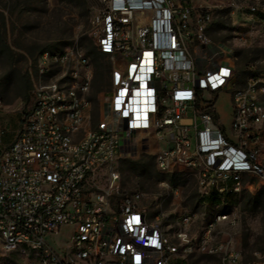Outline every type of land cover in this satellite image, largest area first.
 <instances>
[{
  "label": "built area",
  "instance_id": "1",
  "mask_svg": "<svg viewBox=\"0 0 264 264\" xmlns=\"http://www.w3.org/2000/svg\"><path fill=\"white\" fill-rule=\"evenodd\" d=\"M89 36L111 64L110 89L92 98L96 69L78 44L39 57L32 105L12 139L0 98V258L25 264H178L197 247L246 263L218 215L199 238L197 214L152 216L141 194L121 195L120 160L155 159L161 174L190 173L201 199L222 204L264 185V78L234 47L207 36L209 6L193 0H97ZM262 13V14H261ZM241 15L264 13L248 6ZM230 100V122L217 103ZM217 116V118H216ZM107 176L101 183L102 172ZM171 192L179 188L163 182Z\"/></svg>",
  "mask_w": 264,
  "mask_h": 264
},
{
  "label": "rangeland",
  "instance_id": "2",
  "mask_svg": "<svg viewBox=\"0 0 264 264\" xmlns=\"http://www.w3.org/2000/svg\"><path fill=\"white\" fill-rule=\"evenodd\" d=\"M198 5L209 6L212 20L207 36L236 49L239 56L238 72L242 82L247 67L255 66V74L264 78V27L259 19L243 17L242 10L257 6L264 13V0H193ZM97 0H0V98L6 105L2 118L12 139L21 127L32 105L33 82L39 78V57L44 52H59L76 44L91 57L96 69L92 98L110 89L111 64L106 58L89 54L94 50L89 36L90 22L97 8ZM262 14V13H261ZM98 63H102L100 68ZM107 66V68H106ZM220 120L230 122V100L222 95L217 103ZM138 162V163H133ZM121 181V196L141 194L142 205L152 216L163 214L173 221L181 212L197 214L192 235L199 238L207 225L218 215L229 214L235 223L218 224V240L236 237L244 252L246 263H264V185L255 181L252 192L243 191L230 199V206L222 204L216 195L200 202L197 179L183 173L173 182L162 178L155 159L143 155L135 160L125 159L114 164ZM107 172L101 174L104 179ZM170 182L179 188L177 194L163 185ZM178 264H223L219 257L208 255L197 247L188 260H174ZM0 264H25L23 258L10 254L0 258Z\"/></svg>",
  "mask_w": 264,
  "mask_h": 264
},
{
  "label": "trees",
  "instance_id": "3",
  "mask_svg": "<svg viewBox=\"0 0 264 264\" xmlns=\"http://www.w3.org/2000/svg\"><path fill=\"white\" fill-rule=\"evenodd\" d=\"M93 47H94V45H93ZM89 54H96V56H97V58H101L100 57V55H99V53H97V51H96V49H95V47H94V50L93 51H91ZM104 58V57H103ZM98 66L100 67V68H102L103 67V64L102 63H98ZM106 68H107V66H106ZM216 118H217V116H216ZM133 163H138V162H133ZM159 173V172H158ZM179 175H181V174H161V173H159V176H161L162 178H170L171 180H173V182H175L176 180H177V177L179 176ZM171 182V181H170ZM170 182H168L170 185H172ZM175 186V185H174ZM211 197H213V196H211ZM242 199V195L240 196V200ZM204 199H200V202L201 203H204Z\"/></svg>",
  "mask_w": 264,
  "mask_h": 264
}]
</instances>
